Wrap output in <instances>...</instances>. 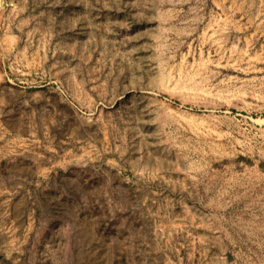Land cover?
Here are the masks:
<instances>
[{
    "label": "rangeland",
    "instance_id": "obj_1",
    "mask_svg": "<svg viewBox=\"0 0 264 264\" xmlns=\"http://www.w3.org/2000/svg\"><path fill=\"white\" fill-rule=\"evenodd\" d=\"M0 264H264V0H0Z\"/></svg>",
    "mask_w": 264,
    "mask_h": 264
}]
</instances>
